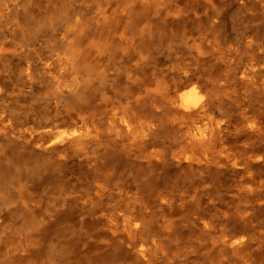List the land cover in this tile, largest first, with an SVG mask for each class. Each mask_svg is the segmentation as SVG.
Here are the masks:
<instances>
[{
  "label": "rangeland",
  "instance_id": "rangeland-1",
  "mask_svg": "<svg viewBox=\"0 0 264 264\" xmlns=\"http://www.w3.org/2000/svg\"><path fill=\"white\" fill-rule=\"evenodd\" d=\"M117 1L133 2L0 0V264H140L130 256L132 244L151 239L158 241L151 264H264V182L250 191L247 169L178 162L183 151L171 114H155L161 117L156 153L130 154L104 125L101 141L84 149L41 145L73 126L63 117L76 96L57 84L69 73L53 77L39 60L66 45L60 38L65 29L70 38L80 35L81 49L111 46L112 56L89 52L88 61L110 73L85 93L97 116L106 104L125 98L136 53L145 56L142 74H151L160 89L132 97L133 110L153 113L147 106L155 101L167 111V92L179 80L173 68L185 63L219 95L264 92L263 73L246 91L235 71L246 58L264 60V0H165L145 12L133 2L130 15L104 13ZM122 31L126 39L113 37ZM191 88L186 84L178 93ZM228 106L238 119L235 101ZM262 138L264 130L230 131L221 141L240 154ZM160 192L173 202L160 203ZM132 215L142 224L129 231L124 223ZM240 234L243 245L231 247L227 240Z\"/></svg>",
  "mask_w": 264,
  "mask_h": 264
},
{
  "label": "bare ground",
  "instance_id": "bare-ground-1",
  "mask_svg": "<svg viewBox=\"0 0 264 264\" xmlns=\"http://www.w3.org/2000/svg\"><path fill=\"white\" fill-rule=\"evenodd\" d=\"M164 1L133 0L134 4L135 2L140 4V9L143 12ZM133 2L124 3L117 1L111 3L104 10V13L111 11L119 15H130L135 7ZM108 14L105 15L103 21L104 29L108 27ZM115 35L113 37H117L120 40L127 38L125 31H122L117 36ZM60 38L66 41V45L62 48L52 49L48 54L40 56L39 60L46 72L52 75L56 72L61 73L63 70L69 73L70 78L68 80L63 81L57 78V84L60 89L76 96L72 104V107L75 106L74 109H67L63 117L64 120L70 122L73 126L65 132L52 135L48 140L42 141V146L65 147L74 144L80 149H84L85 144L88 142L99 143L101 141V126L104 125L112 140L120 144L130 154H139L144 150L156 153L158 151L156 144L158 143V135L161 129L160 118L168 113L174 118V122L178 124L180 131L183 154L178 158V162L199 166L223 163L234 168L247 169L245 184L248 190L254 191L263 184L264 172L258 170L257 167L264 166V138L253 142L240 154L223 145L221 139L230 131L235 135H259L263 132L264 92L228 91L223 92V95H219L217 92H212L203 87L200 83L198 69L191 63H185L173 68V72L179 80L174 83L170 92H167L170 97L167 111H164L161 105L155 101H150L147 106L153 113L147 114L133 110L130 101L132 97L136 96L139 98L142 95L150 97L160 89L158 81L151 74H142L144 71L141 69L145 67L143 66L145 64V56L136 53L130 59V67L125 78L126 83L129 84L125 98L118 102L106 104L104 111L101 113L102 116H97L98 114L96 115V113L88 110V108L90 109L89 96L85 95V93L97 80L104 79L110 73L109 68H106L105 65H96L97 63L93 65L92 61H88L89 52L93 53L95 58L112 56L111 46L109 44L104 46L94 44L93 47L81 49L80 35L70 38L69 30L67 29L60 32ZM129 42L135 44L132 38H130ZM195 51L200 54L202 48L198 45L195 47ZM235 71L238 78L247 86L246 91H248L250 86L258 83L261 73L264 76V60L259 62L254 57L246 58L241 61ZM53 77L55 76L53 75ZM261 80L259 83L264 87V78ZM186 84H192V88L188 92L178 93ZM231 101H235L234 110L237 112L238 117L236 120L233 119L232 113H230L231 108L228 106ZM157 113L161 114L160 118L155 116ZM153 159L154 157H151L146 161L150 163ZM123 192L119 191L120 194H123ZM158 201L162 204H171L173 199L170 195L160 192ZM206 221L202 222L208 223ZM141 224L142 221L137 215L128 216L124 223L129 231L133 227H139ZM207 225L205 224V226ZM227 241L231 247L243 245L244 236L240 234ZM157 246L158 241L156 239L140 243L136 242L132 244L130 256L133 260L141 262L140 264H151L154 258L157 257L154 253ZM211 256V253L204 255L205 259ZM168 257H163V259Z\"/></svg>",
  "mask_w": 264,
  "mask_h": 264
}]
</instances>
